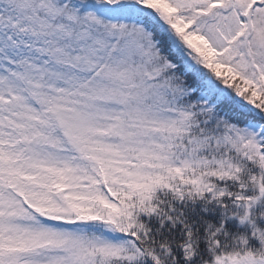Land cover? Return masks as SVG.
I'll return each instance as SVG.
<instances>
[{"label": "snow or ice", "instance_id": "6c2138e0", "mask_svg": "<svg viewBox=\"0 0 264 264\" xmlns=\"http://www.w3.org/2000/svg\"><path fill=\"white\" fill-rule=\"evenodd\" d=\"M0 264H264V0H0Z\"/></svg>", "mask_w": 264, "mask_h": 264}]
</instances>
